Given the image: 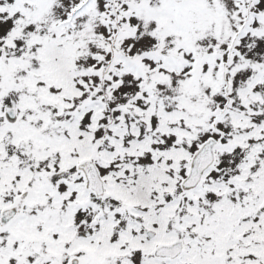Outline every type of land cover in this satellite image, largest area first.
<instances>
[{"label":"snow or ice","instance_id":"1","mask_svg":"<svg viewBox=\"0 0 264 264\" xmlns=\"http://www.w3.org/2000/svg\"><path fill=\"white\" fill-rule=\"evenodd\" d=\"M0 264H264V0H0Z\"/></svg>","mask_w":264,"mask_h":264}]
</instances>
